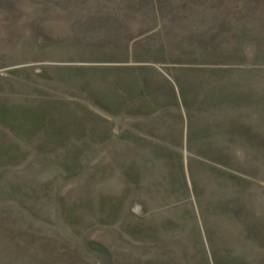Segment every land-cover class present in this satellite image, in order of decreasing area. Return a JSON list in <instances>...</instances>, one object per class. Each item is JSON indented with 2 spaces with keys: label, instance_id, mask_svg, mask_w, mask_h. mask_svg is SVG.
Returning <instances> with one entry per match:
<instances>
[{
  "label": "rangeland",
  "instance_id": "obj_1",
  "mask_svg": "<svg viewBox=\"0 0 264 264\" xmlns=\"http://www.w3.org/2000/svg\"><path fill=\"white\" fill-rule=\"evenodd\" d=\"M0 264H264V0H0Z\"/></svg>",
  "mask_w": 264,
  "mask_h": 264
}]
</instances>
